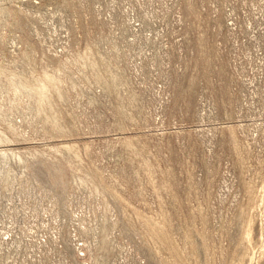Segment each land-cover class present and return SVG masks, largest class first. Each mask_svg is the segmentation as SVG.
<instances>
[{
    "label": "rangeland",
    "instance_id": "rangeland-1",
    "mask_svg": "<svg viewBox=\"0 0 264 264\" xmlns=\"http://www.w3.org/2000/svg\"><path fill=\"white\" fill-rule=\"evenodd\" d=\"M0 264H264V0H0Z\"/></svg>",
    "mask_w": 264,
    "mask_h": 264
}]
</instances>
